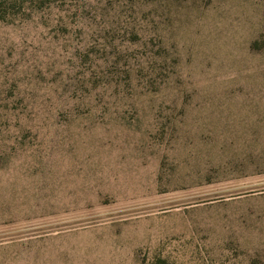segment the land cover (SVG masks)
<instances>
[{
    "label": "rangeland",
    "instance_id": "1",
    "mask_svg": "<svg viewBox=\"0 0 264 264\" xmlns=\"http://www.w3.org/2000/svg\"><path fill=\"white\" fill-rule=\"evenodd\" d=\"M0 264H264V0H0Z\"/></svg>",
    "mask_w": 264,
    "mask_h": 264
}]
</instances>
